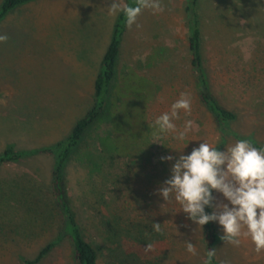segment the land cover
<instances>
[{
  "label": "rangeland",
  "instance_id": "1",
  "mask_svg": "<svg viewBox=\"0 0 264 264\" xmlns=\"http://www.w3.org/2000/svg\"><path fill=\"white\" fill-rule=\"evenodd\" d=\"M111 3L33 0L2 20L0 35L9 39L0 43V155L11 146L25 153L54 147L93 109L96 80L121 16L108 15ZM189 5L190 0H162L163 12L144 10L140 27H127L115 85L129 70L156 84L149 125L188 93L191 113L176 121L178 127L192 124L185 155L202 141L224 151L236 135L264 144V0L198 2L211 89L239 116L226 133L199 104ZM111 109L109 99L104 121L88 131L65 170L71 207L99 264H205L206 225L197 228L158 195L175 162L160 158H178L184 145L169 136L153 140L149 160L108 155L99 138L113 134ZM56 165L55 156L38 154L0 168V264L35 261L49 247L38 264H78L70 237L60 240L63 218L52 189ZM153 222L161 223V233L153 231ZM215 224L217 264H264V253L257 254L250 240L239 247L224 243ZM188 241L196 255L187 252Z\"/></svg>",
  "mask_w": 264,
  "mask_h": 264
},
{
  "label": "clouds",
  "instance_id": "2",
  "mask_svg": "<svg viewBox=\"0 0 264 264\" xmlns=\"http://www.w3.org/2000/svg\"><path fill=\"white\" fill-rule=\"evenodd\" d=\"M144 10H150L153 15L163 12L162 0H134L132 4L112 0L108 15L116 18L123 14L128 28L133 25L139 28L137 19ZM8 39L7 35H0V43ZM191 109L189 94L181 93L170 110L152 124L154 141L170 136L184 145L182 151H177L178 158L171 155L160 158L161 162H175L158 195L164 204L177 205L178 212H183L197 228L203 230L208 223H217L224 243L239 247L243 240H250L257 254L264 253V148L240 139L221 151L202 141L190 154H183L192 141L188 139L192 124L185 121L178 127L176 121L181 120L182 113L190 115ZM153 231L161 233V223L153 222ZM151 249L152 245L148 244L146 251ZM186 250L191 255L197 254L192 242H187ZM215 256V249L208 250L205 264H213Z\"/></svg>",
  "mask_w": 264,
  "mask_h": 264
},
{
  "label": "trees",
  "instance_id": "3",
  "mask_svg": "<svg viewBox=\"0 0 264 264\" xmlns=\"http://www.w3.org/2000/svg\"><path fill=\"white\" fill-rule=\"evenodd\" d=\"M33 0H6L0 12V23L16 8ZM129 4L134 0H126ZM199 0H190L188 7L189 18V48L192 55L191 67L197 84L198 100L213 118L215 124L226 133L230 124L236 122L238 114L223 106L211 89L209 78L205 72L203 55L202 29L199 21L197 6ZM127 31L125 18L121 14L113 34L110 47L102 63V71L96 80L95 105L87 116L79 121L72 135L54 147L34 151L32 153L18 152L14 147H8L0 155V168L8 163H16L29 155L48 154L55 156L57 165L54 172L53 195L58 202L62 214L63 226L60 240L69 236L75 247V257L78 264H99V253L89 243L82 232L75 212L68 198L65 180L66 166L76 150L85 139L88 131L104 121L108 100L111 103L112 135L99 138L100 147L111 156H119L130 160H149L153 148V133L155 129L148 123V108L156 97V84L149 79L139 76L135 71L124 73L117 84L118 63L121 55L122 40ZM236 140L247 139L254 147L264 148L244 136L236 135ZM222 150V146L218 147ZM206 211L211 212V209ZM219 240L218 228L215 222L206 225L205 243L208 250L216 248ZM51 251L45 249L37 260H26L24 264H38ZM213 263H216L214 258Z\"/></svg>",
  "mask_w": 264,
  "mask_h": 264
},
{
  "label": "crops",
  "instance_id": "4",
  "mask_svg": "<svg viewBox=\"0 0 264 264\" xmlns=\"http://www.w3.org/2000/svg\"><path fill=\"white\" fill-rule=\"evenodd\" d=\"M144 20H145L146 22L148 21V19H147V17H146V16H145Z\"/></svg>",
  "mask_w": 264,
  "mask_h": 264
}]
</instances>
